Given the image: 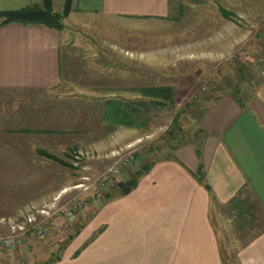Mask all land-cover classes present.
Instances as JSON below:
<instances>
[{"label": "rangeland", "instance_id": "obj_1", "mask_svg": "<svg viewBox=\"0 0 264 264\" xmlns=\"http://www.w3.org/2000/svg\"><path fill=\"white\" fill-rule=\"evenodd\" d=\"M68 15L63 77L38 106H65V144L50 151L70 165L50 162L48 178L0 176V264H56L63 255L65 264H129L99 254L104 225L89 231L97 213L178 146L198 152L210 107L223 97L243 105L264 76V0H168L164 17ZM163 85L174 102L153 109L146 126L106 130L104 99H139L135 89ZM220 243L225 264H235Z\"/></svg>", "mask_w": 264, "mask_h": 264}, {"label": "crops", "instance_id": "obj_2", "mask_svg": "<svg viewBox=\"0 0 264 264\" xmlns=\"http://www.w3.org/2000/svg\"><path fill=\"white\" fill-rule=\"evenodd\" d=\"M52 1L60 12L64 0ZM40 2L0 0V12ZM167 11L168 0H73L68 16L146 18ZM64 37V25L2 24L0 17V176H53V160L38 150L65 144V106L39 108L38 99L54 94L62 80ZM200 128L198 152L192 142L178 146L101 208L89 228L104 225L99 254L132 257L129 264H225V242L233 263L264 264V76L243 105L217 100ZM56 264H65V255Z\"/></svg>", "mask_w": 264, "mask_h": 264}, {"label": "trees", "instance_id": "obj_3", "mask_svg": "<svg viewBox=\"0 0 264 264\" xmlns=\"http://www.w3.org/2000/svg\"><path fill=\"white\" fill-rule=\"evenodd\" d=\"M72 3L73 0H64L62 11L57 12L53 8L52 0H41L40 3L0 12L1 23L40 24L60 30L63 27L62 18L66 17L72 10ZM135 90L141 95L139 99L110 97L102 101L100 117L108 132L113 131L119 125L146 126L153 109L174 102V91L170 86L141 87ZM173 123L176 125V119L173 120ZM38 153L62 166L70 165L65 159L46 150L39 149ZM147 168L148 166L145 169ZM197 175L199 179H202L200 170H198ZM131 188L132 186L124 187L121 194L128 193ZM242 203L240 202V204Z\"/></svg>", "mask_w": 264, "mask_h": 264}]
</instances>
